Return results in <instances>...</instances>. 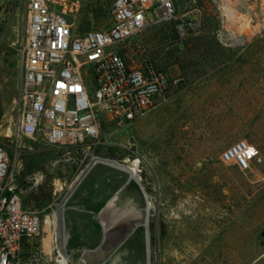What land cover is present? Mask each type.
<instances>
[{
	"label": "rangeland",
	"instance_id": "374dc122",
	"mask_svg": "<svg viewBox=\"0 0 264 264\" xmlns=\"http://www.w3.org/2000/svg\"><path fill=\"white\" fill-rule=\"evenodd\" d=\"M82 1L79 28L105 29L113 0ZM26 6L27 0H0V143L8 145L24 202L38 209L50 204L54 208L62 203L77 166L63 163L58 152L41 143L15 154L14 146L3 141L17 117ZM199 6L202 13L192 29L180 31L179 24L194 12L176 3L173 18L161 23L149 18L122 45L130 61L149 62L167 74L165 101L128 125L103 126L100 145L91 153L118 166L97 164L76 187L86 183L97 166L117 172L118 188L133 186L123 167L139 157L140 203L128 208L122 204L118 211L131 215L148 207V218L111 251L119 264H264V29L245 33L243 46L221 47L211 33L215 22L206 0ZM239 139L257 150L246 171L219 160L220 153ZM50 213L48 208L44 214ZM50 221L46 224L45 218L32 241L46 253L53 238ZM137 228L144 234L141 250L130 239ZM45 238L49 241L44 246ZM67 256L69 264H87L79 254ZM98 261L93 255L89 264Z\"/></svg>",
	"mask_w": 264,
	"mask_h": 264
},
{
	"label": "built area",
	"instance_id": "2783aa9c",
	"mask_svg": "<svg viewBox=\"0 0 264 264\" xmlns=\"http://www.w3.org/2000/svg\"><path fill=\"white\" fill-rule=\"evenodd\" d=\"M200 0H113L110 24L102 30L79 28L82 0H27L26 22L20 48V82L12 132L3 141L14 153L30 152L41 143L59 154L78 173L62 203L45 209L26 207L11 162L8 145L0 143V264H62L67 256L54 237L49 253L32 241L52 210L63 206L80 181L97 164L109 159L93 155L103 126L123 127L140 119L165 101L169 78L149 62L130 61L122 45L138 34L153 17L156 23L173 18L175 4L194 12L179 24L183 33L199 16ZM214 17L212 36L225 48L243 46L245 33L264 29V0H206ZM256 148L239 139L219 155L223 164L239 171L250 168ZM14 154V155H15ZM129 181L141 187L140 159L123 167ZM62 187H55L53 196ZM143 191V190H142ZM50 208L51 213L45 215ZM53 224V223H52ZM65 242V241H64ZM65 245V244H64ZM69 264V261L66 262Z\"/></svg>",
	"mask_w": 264,
	"mask_h": 264
},
{
	"label": "crops",
	"instance_id": "0c3cea01",
	"mask_svg": "<svg viewBox=\"0 0 264 264\" xmlns=\"http://www.w3.org/2000/svg\"><path fill=\"white\" fill-rule=\"evenodd\" d=\"M119 179L112 168L97 166L87 182L79 186L67 201L64 211L67 253L85 256L101 246L104 235L114 230L104 222L110 219L113 211L102 213L109 203L115 202L117 210L122 204L128 208L140 203V194L133 190L134 186L123 185L118 188ZM23 203L26 207L34 208L26 204L24 199ZM112 258L113 253L110 252L102 264H119L116 257V260Z\"/></svg>",
	"mask_w": 264,
	"mask_h": 264
},
{
	"label": "bare ground",
	"instance_id": "6f19581e",
	"mask_svg": "<svg viewBox=\"0 0 264 264\" xmlns=\"http://www.w3.org/2000/svg\"><path fill=\"white\" fill-rule=\"evenodd\" d=\"M108 164L114 167L118 166L116 161H109ZM132 188L134 191L138 193V190H136L134 187ZM139 192H142V190H140ZM106 210H112L113 212H112V216L110 217V219L104 220V222L106 224H110L114 230L105 234L102 239L101 246L92 252V254L96 257V259L99 258L98 262L105 260L107 256H109L110 252L125 240V238L128 236V234L130 233V231L133 229L135 225H137L138 223L146 224L147 218H148L147 217L148 207H146L144 210H141L135 214L130 215V214H127V212L125 213L123 211L122 212L118 211L115 206V202H111L104 208L102 213L104 214ZM62 211H63L62 205L52 210V216H53L52 223L54 225V232H55L54 237H56L59 240V244L61 248L64 246ZM48 222H49L48 219H46V224H48ZM56 228L58 231L56 230ZM46 241L48 242L49 240L45 238L44 243H42L44 244V246H45ZM108 244H111L109 248L106 247L108 246ZM44 249L49 250V243H48V246ZM100 251H101V254H100ZM60 261L62 264H66V262L69 261V258L68 256L61 255Z\"/></svg>",
	"mask_w": 264,
	"mask_h": 264
},
{
	"label": "trees",
	"instance_id": "16d2710c",
	"mask_svg": "<svg viewBox=\"0 0 264 264\" xmlns=\"http://www.w3.org/2000/svg\"><path fill=\"white\" fill-rule=\"evenodd\" d=\"M81 30V28H80ZM82 31V30H81ZM133 241H135L136 246L139 250L143 248L144 245V234L142 228H137L134 233L131 235V238Z\"/></svg>",
	"mask_w": 264,
	"mask_h": 264
},
{
	"label": "water",
	"instance_id": "95a60500",
	"mask_svg": "<svg viewBox=\"0 0 264 264\" xmlns=\"http://www.w3.org/2000/svg\"><path fill=\"white\" fill-rule=\"evenodd\" d=\"M134 188L136 189V190H138V194H140L141 192H139L140 190H141V188H140V186L138 185V184H135L134 183ZM261 236L264 238V230L261 232ZM145 240H147V234H146V232H145ZM92 252H90V253H88L87 255H85V256H81L83 259H85L86 261H87V264H89V261L91 260V257H92ZM108 257V256H107ZM104 261V260H103ZM103 261H101V262H99V263H97V264H101Z\"/></svg>",
	"mask_w": 264,
	"mask_h": 264
}]
</instances>
